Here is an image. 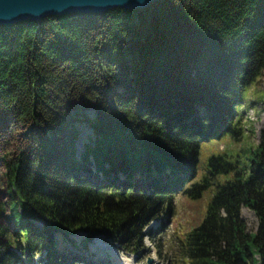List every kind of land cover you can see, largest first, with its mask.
<instances>
[{"label": "trees", "instance_id": "16d2710c", "mask_svg": "<svg viewBox=\"0 0 264 264\" xmlns=\"http://www.w3.org/2000/svg\"><path fill=\"white\" fill-rule=\"evenodd\" d=\"M263 73L264 0H157L0 26V142L19 147L4 158L0 264L44 252V264H75L84 256L69 249L96 237L139 253L202 144L244 135L238 109ZM82 120L96 137L78 155ZM207 170L230 178L186 235L184 264H264V128L249 162L212 155ZM243 206L257 214L255 234Z\"/></svg>", "mask_w": 264, "mask_h": 264}, {"label": "rangeland", "instance_id": "374dc122", "mask_svg": "<svg viewBox=\"0 0 264 264\" xmlns=\"http://www.w3.org/2000/svg\"><path fill=\"white\" fill-rule=\"evenodd\" d=\"M264 73L251 86H249L242 96V104L239 106V117L242 120L244 135L240 140L236 141L231 135L226 134L219 139H213L204 142L199 152L198 165L194 176H192L184 185L186 190L178 192L173 200V210L170 213L164 212L162 216L155 218L145 229L144 234L147 235L151 231L150 236L142 239L139 253L131 248L123 249L119 246L107 242L103 237H96L86 244L84 249H69L77 256H84L82 259L73 260L75 264H184L187 261L184 258L183 241L186 235L194 228L199 226L204 220L210 201L215 193V188L219 183L225 182L230 178L229 174L220 175L218 178H212L207 170L208 160L212 155L227 154L229 156H239L242 162H249L252 156V150L260 143L262 130L264 128ZM86 115L90 118L95 116L93 111H87ZM80 131L77 142V152L80 155L85 146L94 139L95 133L91 124L82 120L78 123ZM9 137L4 138L0 142V204L8 201V180L7 168L4 158L8 159L18 153V143ZM206 175L205 181L201 180ZM204 179V180H205ZM196 188L197 192H194ZM191 190L189 191L187 190ZM200 189V190H199ZM7 212L9 207L6 205ZM241 216L247 225V232L255 234L258 230L259 219L257 214L251 208L243 206ZM86 234L77 233L71 235L69 240L83 243ZM56 240L63 241L64 236L61 233L56 235ZM61 246H64L63 244ZM64 247H60L63 250ZM67 249V250H68ZM81 251V252H80ZM18 253L25 258L20 251ZM69 253V252H68ZM74 255V256H75ZM87 255V256H86ZM72 256V255H71ZM71 260L70 256H66L65 260ZM58 260V258H56ZM55 259V260H56ZM74 259V258H72ZM185 259V260H184ZM47 252L38 254L33 264H44L49 262ZM85 260V261H83ZM132 260V261H131ZM72 261V262H73ZM63 262V260H62ZM19 264H25L20 262ZM67 264V263H64Z\"/></svg>", "mask_w": 264, "mask_h": 264}, {"label": "water", "instance_id": "95a60500", "mask_svg": "<svg viewBox=\"0 0 264 264\" xmlns=\"http://www.w3.org/2000/svg\"><path fill=\"white\" fill-rule=\"evenodd\" d=\"M157 0H0V26L46 17L72 14H103L113 9H145ZM152 259L149 260L151 264Z\"/></svg>", "mask_w": 264, "mask_h": 264}, {"label": "bare ground", "instance_id": "6f19581e", "mask_svg": "<svg viewBox=\"0 0 264 264\" xmlns=\"http://www.w3.org/2000/svg\"><path fill=\"white\" fill-rule=\"evenodd\" d=\"M132 261V260H131ZM131 264V263H130Z\"/></svg>", "mask_w": 264, "mask_h": 264}]
</instances>
